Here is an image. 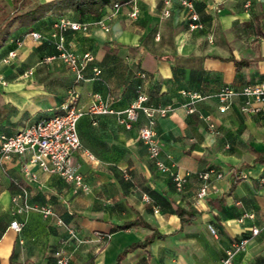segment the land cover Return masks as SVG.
I'll return each instance as SVG.
<instances>
[{"label": "crops", "instance_id": "crops-1", "mask_svg": "<svg viewBox=\"0 0 264 264\" xmlns=\"http://www.w3.org/2000/svg\"><path fill=\"white\" fill-rule=\"evenodd\" d=\"M64 1L31 0L57 4L36 21L10 26L0 47V135L62 113L72 90L84 108L99 93L118 110L143 92L148 104L172 106L156 122L159 157L185 180L179 189L156 166L139 136L143 113L126 128L116 114L86 112L73 159L89 190L37 165L30 166L32 177L19 154L0 156V264H58L57 251L67 264H114L126 246L154 230L163 236L128 251L118 264H222L243 237L247 244L233 264H264V108L245 112V97L237 95L221 112L217 97L225 85L240 89L264 80V0H192L193 8L173 0L169 16L163 0H113L96 12L60 7ZM14 5L0 0V16ZM193 10L202 27H190ZM62 17L82 25L60 30L67 46L93 56L80 81L60 58L43 61L56 54L54 25ZM32 30L43 37L35 40ZM236 60L249 63L238 67ZM184 90L204 96L193 112ZM208 168L222 177L213 174L208 195L199 199L198 173ZM46 205L51 214L39 209ZM177 205L192 209L194 219L182 222ZM136 219L151 227H118Z\"/></svg>", "mask_w": 264, "mask_h": 264}, {"label": "built area", "instance_id": "built-area-1", "mask_svg": "<svg viewBox=\"0 0 264 264\" xmlns=\"http://www.w3.org/2000/svg\"><path fill=\"white\" fill-rule=\"evenodd\" d=\"M182 4L193 8L192 0H180ZM173 0H163L164 8L163 14L169 16L171 14V5ZM249 4V2H247ZM118 4H116L117 6ZM137 14V10H133L132 16ZM192 21L190 27L196 29L202 27L199 15L193 10L191 15ZM82 25L79 22L71 21L66 17H62L56 21L54 25L53 36L55 39L56 54L47 56L43 61H51L54 58L63 60L75 73L78 81L85 78L84 69L89 60L93 58L91 53L84 55L77 54L73 49L66 44L65 35L60 31L66 28L78 29ZM35 39L39 40L43 34L37 30L29 32ZM16 55V50H10L7 56L3 58L5 62L10 61ZM95 73L101 72L99 68L95 67ZM31 70L25 74H30ZM184 94L191 97L192 105L188 106V110L193 112L195 107L193 103L204 96L197 91L184 90ZM240 95L245 97L242 105V110L245 112H258L264 108V80L247 83L240 89H235L232 86L225 85L217 93L219 100V109L225 112L231 105L235 96ZM79 95L76 90L70 93V99L63 105V112L53 116L45 117L36 123L29 125L13 134L0 135V156L9 158L12 154H19L26 159L24 169L30 173V166L37 165L39 168L60 174L63 178L71 181L76 189L89 190L90 187L86 183L83 174L78 170L74 162V152L82 147L81 139L78 133V120L86 112L99 113H113L119 118L121 124L126 128H131L133 123L138 120L140 113H143L146 118V123L140 128L139 136L146 144L149 154L155 160L156 166L162 171H168L172 174L177 188L181 189L185 177L180 175L172 166L166 164L160 159L161 145L156 131V122L159 117L168 115L172 109L171 105L167 106H153L148 104V95L146 93H139L136 99L125 109L118 110L113 108L108 102L103 100L99 93L94 94L93 102L84 108L79 105ZM211 126H214L211 123ZM92 158L94 157L90 152H87ZM236 173L235 169L231 170ZM188 174V173H187ZM216 174L217 177H222V173L215 168H208L198 173L203 180V183L197 193L199 199L205 198L209 193L211 176ZM35 178L34 173H30ZM244 175L242 172L238 176ZM264 181V176L261 177ZM39 209L44 214H51L53 209L51 206H40ZM245 216H253L252 213H246ZM11 227L19 230L21 224L18 220L11 222ZM253 233L257 234L259 229L253 228ZM247 237H243L234 241L226 250L225 256L222 259V264H233L234 255L245 248L247 244ZM58 255V264H67L68 256L61 251L56 252Z\"/></svg>", "mask_w": 264, "mask_h": 264}, {"label": "trees", "instance_id": "trees-1", "mask_svg": "<svg viewBox=\"0 0 264 264\" xmlns=\"http://www.w3.org/2000/svg\"><path fill=\"white\" fill-rule=\"evenodd\" d=\"M113 0H65L64 3L59 4L60 7H73L79 11H91L96 12L99 8L103 7L106 4H111ZM14 12L10 14H3L0 16V47L4 44L5 39L10 35V26L18 21L22 24L31 23L38 20L39 18L46 15L57 2H34L31 3V0H14ZM25 10H22L24 9ZM238 67L241 65H246L249 62L247 61H238ZM175 212L179 215L182 222H190L194 219L195 213L192 209L184 208L180 205L176 206ZM137 224H142L144 226L151 227L148 222L142 219H136L132 221L125 222L118 227L128 228L135 226ZM163 236L158 231L154 230L151 234H148L144 240L136 241L126 246L123 251H121L117 257V260L114 264H118L122 257L128 252L137 247L148 246L155 237Z\"/></svg>", "mask_w": 264, "mask_h": 264}]
</instances>
